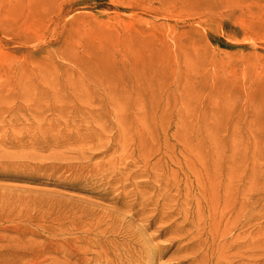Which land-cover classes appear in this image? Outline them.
<instances>
[{
  "label": "rangeland",
  "instance_id": "rangeland-1",
  "mask_svg": "<svg viewBox=\"0 0 264 264\" xmlns=\"http://www.w3.org/2000/svg\"><path fill=\"white\" fill-rule=\"evenodd\" d=\"M150 220L155 264H264V0H0V264Z\"/></svg>",
  "mask_w": 264,
  "mask_h": 264
},
{
  "label": "bare ground",
  "instance_id": "bare-ground-1",
  "mask_svg": "<svg viewBox=\"0 0 264 264\" xmlns=\"http://www.w3.org/2000/svg\"><path fill=\"white\" fill-rule=\"evenodd\" d=\"M143 146V145H142ZM143 154L145 150H142ZM121 178L122 175L118 173ZM208 182L211 184L216 183V181L208 180ZM205 194H203L204 200L209 206L211 204V209L214 212L215 215H217L218 212H221L222 215L233 212V206L230 205L227 201L226 203L222 204L220 202V197L218 195V190L214 188H210L207 185H205V188L203 190ZM213 194V195H212ZM210 201V202H209ZM213 202V203H211ZM215 203V204H214ZM220 215V214H219ZM151 219V217H150ZM214 226H216V222L214 223ZM152 227V221H147L143 223V225L139 226L137 229H135L132 232V235H129V233L124 236L125 241H123L126 244H130L131 240H129V237H132L137 240L138 247L144 251L145 258L142 260L141 257L140 261L144 264H155L159 254V249H163L164 247L160 245H152V236H147L146 231ZM196 230L201 229L199 226H194ZM184 230V227H177L176 232H181ZM159 235L158 237L164 236V231L162 228L158 231ZM150 239V240H149ZM129 240V241H128ZM174 239H168V242H172ZM79 244V245H76ZM64 261L66 264H136L137 260L135 258L133 259L132 263L129 262H123L121 258V254L119 253V249L117 246H114V249H110L108 244L102 243L97 237L93 239L86 238L84 241H65L64 244ZM121 247L122 244H119ZM205 242H202V247H205ZM189 246H186L185 249H188ZM38 255V252H35V256ZM54 255H58V253H54ZM138 262L137 264H142ZM203 264H207V261H204Z\"/></svg>",
  "mask_w": 264,
  "mask_h": 264
}]
</instances>
